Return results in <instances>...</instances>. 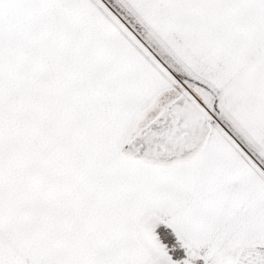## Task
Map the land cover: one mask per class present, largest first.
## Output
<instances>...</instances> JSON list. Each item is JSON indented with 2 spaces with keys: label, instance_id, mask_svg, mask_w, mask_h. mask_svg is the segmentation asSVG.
<instances>
[{
  "label": "snow or ice",
  "instance_id": "6c2138e0",
  "mask_svg": "<svg viewBox=\"0 0 264 264\" xmlns=\"http://www.w3.org/2000/svg\"><path fill=\"white\" fill-rule=\"evenodd\" d=\"M0 264H264V0H0Z\"/></svg>",
  "mask_w": 264,
  "mask_h": 264
}]
</instances>
